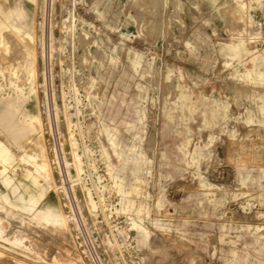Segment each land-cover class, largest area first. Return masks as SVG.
Returning a JSON list of instances; mask_svg holds the SVG:
<instances>
[{
    "label": "rangeland",
    "instance_id": "obj_1",
    "mask_svg": "<svg viewBox=\"0 0 264 264\" xmlns=\"http://www.w3.org/2000/svg\"><path fill=\"white\" fill-rule=\"evenodd\" d=\"M12 1L0 108L41 126L0 132V264H264V0H52L46 38L43 1Z\"/></svg>",
    "mask_w": 264,
    "mask_h": 264
},
{
    "label": "bare ground",
    "instance_id": "obj_2",
    "mask_svg": "<svg viewBox=\"0 0 264 264\" xmlns=\"http://www.w3.org/2000/svg\"><path fill=\"white\" fill-rule=\"evenodd\" d=\"M14 1V0H13ZM12 1V2H13ZM30 1H33V3L35 4V6L37 5V0H30ZM43 2H42V4L39 6V8L41 9V12H42V17H41V25H42V32H41V34L43 33V37H45L46 38V36H48L49 34H48V32H46V30H45V26H46V29H47V26H48V24H50L51 22H52V20H53V17H54V6L52 5V0L50 1V0H42ZM166 1V0H165ZM8 2V1H7ZM39 2V1H38ZM5 3H6V1H5ZM3 4H4V1H3ZM10 5V4H9ZM35 6L33 7V12H34V9H36L35 8ZM11 7V6H10ZM15 7V6H14ZM7 8V7H6ZM12 9V8H11ZM14 12V11H13ZM33 12H30V11H27V12H23L22 11V13H21V18H22V24H21V26L20 27H18L16 24H14L13 22H8V25H7V27H6V30L8 31V35L6 34V36H4V40H3V42L1 43L2 44V46H3V51L6 53L7 51H9L10 50V47H11V41H10V38L11 37H15L19 42H21L22 44H23V41H24V39L25 38H27V37H31L32 38V32H31V30H29V29H31L32 28V23H33ZM48 13H49V16H48ZM15 15V14H14ZM72 18H73V15H72ZM19 21V20H18ZM37 21V20H36ZM69 23V22H68ZM64 24H65V22H64ZM36 25V24H35ZM64 27V26H63ZM71 29V28H70ZM46 32V33H45ZM50 32V31H49ZM61 32H64V31H62V29H61ZM1 34V33H0ZM46 34V35H45ZM48 34V35H47ZM53 33L51 32L50 33V35H52ZM36 36V35H35ZM53 36V35H52ZM54 37V36H53ZM51 38V37H50ZM62 38V37H61ZM47 39H48V37H47ZM52 40V39H51ZM15 41V40H14ZM47 41V40H46ZM35 43H36V41H35ZM48 43V42H47ZM42 44V43H41ZM21 45V44H20ZM33 48V47H32ZM46 49H45V47H43V52H42V54H41V60L42 61H44L45 60V57H46ZM34 55V54H33ZM34 61H35V59H34ZM46 61V60H45ZM36 62V61H35ZM44 65H45V63H43ZM14 65V64H13ZM30 65H32V63L30 64ZM50 65V64H49ZM37 67V66H36ZM16 71V70H15ZM6 73V72H5ZM28 73H29V75L31 76V78L33 77V75L35 74V70H34V66H31L30 67V69H29V71H28ZM15 74H17V73H15ZM43 80V79H42ZM32 93H34V90H32ZM29 107H26V108H24V109H21V107L18 105V104H15V103H11V102H8V104H6L5 105V107L4 108H0V132L2 133V135H4V137H6V139H8L9 141H14V140H23V139H28V140H31V139H33L32 137H30V136H25V134L24 133H19L18 134V132H19V130H26V122H22L21 121V119L19 118V117H17L16 116V113L17 112H20V110H22V112L24 111L25 112V110H27V109H30V110H32L33 112H34V114H35V117H37L36 119H37V121H36V125L39 127V126H41V121L38 119L39 117L37 116V112H38V110H37V104H36V101L32 98L30 101H29ZM37 129V128H36ZM49 129V128H48ZM1 139V138H0ZM42 139H43V137H42ZM2 140V139H1ZM14 143V142H13ZM27 143H28V141H27ZM34 143V142H33ZM112 143L113 144H115V142L112 140ZM31 144V143H30ZM44 144V143H43ZM33 145H35V144H33ZM32 145V146H33ZM9 146V145H8ZM23 146H25V145H23ZM26 146H27V144H26ZM9 147H11V146H9ZM34 147H36V146H34ZM28 148V147H27ZM8 149V148H7ZM11 149V148H10ZM26 149V148H25ZM35 149H37V148H35ZM12 150V149H11ZM29 150V149H28ZM52 151V150H51ZM7 153V151H6V146H5V143H3V142H0V155L1 156H4L5 157V154ZM30 153V152H29ZM36 153H38V152H36ZM65 154V153H64ZM13 156V155H12ZM53 156V155H52ZM26 159V158H25ZM16 161V160H15ZM42 161H43V165H44V167H38L37 168V171H39L40 172V174L41 175H43V177L47 180V178H48V176L51 174V171H50V168L51 167H49V163H48V160H47V157L45 156V154L43 155V159H42ZM68 161V160H67ZM12 162V161H11ZM78 163V162H77ZM10 165V164H9ZM12 165V164H11ZM80 165L79 164H76V166H75V171H76V174H77V172H79L81 169H80V167H79ZM222 168V167H221ZM224 168V167H223ZM52 169V168H51ZM216 169H219L218 167L216 168ZM223 170V169H222ZM221 170V171H222ZM226 170V169H225ZM228 170V169H227ZM16 171V170H15ZM53 171V170H52ZM213 171H214V169H213ZM217 171V170H216ZM219 171H220V169H219ZM228 171H230L231 172V170H228ZM69 172V171H68ZM223 172V171H222ZM217 173H218V171H217ZM221 173V172H220ZM3 174H4V180L7 182V173H6V166L4 167V169H3ZM211 174V173H210ZM227 174V173H226ZM221 175H222V173H221ZM225 175V174H224ZM70 176V175H69ZM77 176V175H76ZM212 177V176H211ZM213 177H214V175H213ZM213 177H212V179H213ZM216 177V176H215ZM223 177V176H222ZM39 178V177H38ZM37 178V179H38ZM221 178V177H220ZM226 179H227V176L225 177ZM224 178V179H225ZM229 178V177H228ZM219 179V178H218ZM221 179H223V178H221ZM225 179V180H226ZM223 181V180H222ZM227 181V180H226ZM35 182V181H34ZM1 183V182H0ZM54 183V182H53ZM23 184H24V186H26V182H24L23 181ZM46 185V184H45ZM5 187V186H4ZM43 189V188H42ZM48 189V188H47ZM29 192V191H28ZM45 192V191H44ZM89 192V191H88ZM81 193V192H80ZM90 193V192H89ZM25 195V194H24ZM66 196V195H65ZM91 199V198H90ZM89 199V200H90ZM61 200H62V198H61ZM53 201H54V207H55V213L53 214V215H51L50 217H48V219L49 220H51V221H53V222H55L56 224H58L60 227L62 226V227H67V226H69V223H68V221L70 220V219H73L74 220V213H72V212H70V213H68V212H66L65 211V209H63L64 207L61 205V203L62 202H60L59 201V198H58V196H57V194H56V192H54V195H53ZM47 202V201H46ZM50 202V201H49ZM35 203V202H34ZM37 203V202H36ZM91 204L93 205V206H95V202H94V200H91ZM34 206V205H33ZM37 206V205H36ZM63 207V208H62ZM35 208V207H34ZM29 210V209H28ZM27 210V211H28ZM30 211H32V210H30ZM231 213V212H230ZM3 216V215H2ZM1 216V217H2ZM14 216V215H13ZM76 220V219H75ZM88 220V219H87ZM38 221V220H37ZM133 224H135V223H133ZM136 224H137V222H136ZM134 225V226H137V227H140V225ZM49 225H50V223H49ZM52 225V224H51ZM56 226V225H55ZM56 227H58V226H56ZM55 227V228H56ZM62 227H61V231H56V230H54V232L56 231V232H58V234H59V232H60V235L62 236V233L61 232H65L66 233V231H62ZM59 228V227H58ZM53 229H54V226H53ZM57 229V228H56ZM64 229V228H63ZM58 230V229H57ZM77 230V229H76ZM145 231V229L143 228V229H141V232L142 233H145L144 231ZM53 231V230H52ZM20 232V231H19ZM51 232V231H50ZM81 232V231H80ZM147 232V231H146ZM17 233V232H16ZM140 234V233H139ZM66 235V234H65ZM64 235V236H65ZM70 235V234H69ZM67 236V235H66ZM146 236H148V234L146 233V235H145V237ZM31 237V236H30ZM52 237V236H51ZM68 237V236H67ZM140 237V239L142 240V237L141 236H139ZM144 237V238H145ZM4 238V237H3ZM11 238V237H10ZM65 238V237H64ZM143 238V239H144ZM147 238V237H146ZM145 238V239H146ZM55 239V238H54ZM68 239V238H67ZM145 239H144V241H145ZM10 240V239H9ZM16 240H17V238H16ZM46 240V239H45ZM60 240H62V239H60ZM59 240V241H60ZM69 240V239H68ZM70 240H71V238H70ZM108 240V239H107ZM53 241V240H52ZM143 241V242H144ZM24 242V241H23ZM30 242V241H29ZM35 242V241H34ZM56 242V241H55ZM71 242V241H70ZM17 243V242H16ZM36 244V243H35ZM39 244V243H38ZM59 244V243H58ZM73 244V243H72ZM25 245V244H24ZM30 245V244H29ZM34 245V244H33ZM37 245V244H36ZM35 245V246H36ZM50 245H52V244H50ZM53 245H55V244H53ZM61 245H63V244H61ZM75 245V244H74ZM34 246V247H35ZM49 246V245H48ZM58 247H56V248H60L61 249V247H60V245H57ZM67 246H69V245H67ZM43 246L41 245V248H42ZM52 247V246H51ZM65 247V245L62 247V252H63V248ZM70 247V246H69ZM73 247V246H72ZM46 248V247H45ZM49 249H50V247H48ZM66 248V247H65ZM78 248V247H77ZM35 249V248H34ZM37 249V248H36ZM43 249V248H42ZM48 249V250H49ZM52 249V248H51ZM67 249V248H66ZM39 250V249H38ZM45 250V249H44ZM43 250V251H44ZM70 250H71V248H70ZM95 250V249H94ZM99 250V249H98ZM148 250V249H147ZM57 251V250H56ZM59 251V250H58ZM61 251H59V253L61 252ZM143 251V250H142ZM149 251V250H148ZM39 252H41V251H39ZM55 251H53V253H54ZM72 252H73V250H72ZM76 252H78V251H76ZM174 252V251H173ZM153 253V252H152ZM45 254V253H44ZM48 254V253H47ZM66 254V253H65ZM79 254V253H78ZM121 254V253H120ZM59 255V254H58ZM57 255V256H58ZM71 255V254H70ZM115 255V254H114ZM55 256H56V254H55ZM69 256V255H68ZM50 257H51V255H50ZM54 257V256H53ZM66 257V256H65ZM47 258H49V257H47ZM6 259V258H5ZM10 259V258H9ZM46 259V258H45ZM49 259H51V258H49ZM70 258H68V260H69ZM173 259V258H172ZM47 260V259H46ZM80 260V259H79ZM63 261V260H62ZM66 261H67V259H66ZM129 261V260H128ZM164 261V260H163ZM8 262V261H7ZM61 262V261H60ZM62 263V262H61ZM115 263V262H114ZM156 263V262H155ZM11 264V263H10ZM14 264V263H13ZM48 264V263H47ZM63 264H64V262H63ZM70 264H74L73 262H71ZM104 264V263H103Z\"/></svg>",
    "mask_w": 264,
    "mask_h": 264
},
{
    "label": "crops",
    "instance_id": "obj_3",
    "mask_svg": "<svg viewBox=\"0 0 264 264\" xmlns=\"http://www.w3.org/2000/svg\"><path fill=\"white\" fill-rule=\"evenodd\" d=\"M0 16H1V12H0ZM240 50H241V49H240ZM243 50H244V49H243ZM182 104H183L184 107H185V105H187V107H188L187 97L182 99Z\"/></svg>",
    "mask_w": 264,
    "mask_h": 264
}]
</instances>
